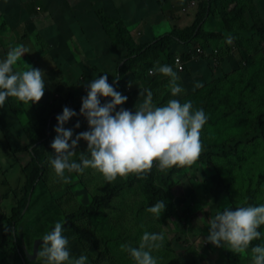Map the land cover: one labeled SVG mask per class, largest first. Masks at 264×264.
Wrapping results in <instances>:
<instances>
[{
    "label": "rangeland",
    "instance_id": "obj_1",
    "mask_svg": "<svg viewBox=\"0 0 264 264\" xmlns=\"http://www.w3.org/2000/svg\"><path fill=\"white\" fill-rule=\"evenodd\" d=\"M29 1L35 0H0V58L6 54L11 45L21 43V38L23 39L24 35L23 30L18 25L25 22L24 25L29 26L28 13L24 7V4ZM40 1L46 7V14L54 17L58 29L66 37L65 40L54 41L56 35H54L51 24L43 28L41 32L38 30L31 39L30 37L23 39L22 44L24 42L32 58L29 56L26 58L22 54L21 60H18L14 67H23L26 63L43 70L45 74L44 94L39 101L29 105L18 101L15 97H9L6 99L5 104L0 106V250L5 252V257L0 255V260L2 259L9 264H21L16 252L12 249V244H5L2 235L11 208L19 201L25 191L23 166L30 160V154L25 149L28 143L25 135V122H35L34 120L43 118V114L48 112L50 106L54 105L59 108L67 103L69 99L80 103L81 96L85 94L83 85L95 75L99 76L103 73L109 74L108 82L114 79L116 66L125 54L123 47L118 45V42L116 43L112 36L116 30L115 23L111 24V28L115 30H112V34H108L109 38L108 35L104 34L102 26L100 28L92 26L87 31L90 37L88 43L83 45L80 42V39L83 38L82 36L79 38L77 20L82 23L87 17L83 13L85 12V6H87L84 3L85 0ZM92 1V5L95 3L97 10L105 12L106 15L110 14L112 15H108L110 18L120 21L121 29L126 30L135 42H141L144 39L145 42H149L154 37L166 33L174 27L184 28L192 23L194 20L192 14L195 15L196 12L195 8L192 11H187L179 6V3H184L185 0H107L111 8V14L109 13L110 9L102 6L103 1L102 3L98 2L100 0ZM175 1L176 3L172 4ZM239 2L240 0H225L221 4V8L215 6L203 28L206 31L218 32L227 14H233V9L236 6L240 9ZM245 2L247 4L245 8H249L248 6L251 5V7L257 9V12L244 11L243 16L247 20L248 26L251 28L264 27V0H245ZM116 6L120 8H116ZM69 8L72 9L71 17L65 10ZM57 10L61 11L60 14L63 17L67 16L66 25H64V21ZM75 10L79 11L77 15ZM239 11L241 13V10ZM96 12V10H92L94 20L98 18ZM50 22V20H43L41 25H47ZM34 25V23H31V28H34ZM36 27L39 29L38 25ZM99 29L100 32L102 31L101 33H99ZM72 33L76 36L72 37ZM36 34H38L40 40H46L44 48L36 42ZM226 38L232 54L227 53V56L223 57L225 61L222 60L221 63L219 52L213 58L212 54L207 51L211 46L213 49L214 47L223 48V44L218 40L203 41L206 43L204 47L200 42H195L201 48L202 54H195L192 60L189 59L185 71H181V73L174 69L171 60L166 63L171 65L177 72V76L184 86L185 95L193 93L218 77H223L225 74L232 75L237 71L238 61L240 60L238 58L239 51L235 44L232 45L235 36L232 38L227 35ZM237 41H242V37H239ZM246 43L252 44L247 50L261 51L260 56L264 60V41L258 38L257 33L249 34ZM178 49L179 46L174 44L171 50L172 56L173 51ZM81 51L84 53L85 58H82ZM203 57L205 59L202 60ZM206 60L211 61L207 62ZM250 61L252 60L246 61V63H250ZM157 63L154 62L153 65L148 58L146 62L141 63L137 70L136 68L130 69L124 76L125 81L121 79L114 84V88L125 95L127 97L126 101H128V106L124 103L119 107L134 110V107L139 105L144 98L141 93L144 92L145 88L139 84L137 77L145 71L150 74L149 65L152 64V68H154L155 64L156 66L159 65ZM157 73L153 72L150 75H156ZM258 73L255 72V74ZM160 75L163 76L162 82L164 80L165 86L159 85L151 90L153 93L152 98L155 94L158 95V98L152 100V102L160 105L171 98L183 102L185 100L183 94L179 93L172 96L168 84L169 78L163 74ZM257 79L259 78L257 77ZM196 82L200 83L199 87L194 86ZM140 86L141 89L136 91ZM133 92L134 95H132ZM258 92V85L249 88L250 104L246 100H241L238 102L242 105L241 109L244 110L245 106L246 110H252L254 114H257L263 106L252 103V101L258 99ZM108 99L107 97L101 98V103ZM235 101L239 100L236 98ZM77 120H79L80 126L73 129V135L86 130V121L79 116L69 118L63 127H72ZM54 135L55 133L43 143L41 149V161L44 166L43 177L30 197V203L25 211L26 219L20 230L22 247L29 256L30 264H40L39 257L36 258L37 250L42 243L39 237L55 221L59 220L63 223L65 221L64 213L68 209L89 203L94 194L102 193L109 185L123 181L128 176L127 174L123 177L118 176L112 181H105L95 170L85 169L80 174L73 172L68 182L59 181L54 177L48 166V157L52 152L49 143ZM85 147L86 143L84 141H78L77 151H84ZM258 147L263 149L264 144ZM245 148L228 154L231 160L227 161V164H231L233 173V177L229 180L220 182L218 171L214 169L215 165L209 160L200 162L197 166L185 165L181 171L172 175L174 184L166 195V207L160 216L156 218L157 222L152 223L159 225V227H152L153 229L147 230L164 234L162 248L152 252L158 258L157 264L160 261L159 257L163 258V262L166 264H229L230 257L226 256V250L229 248L204 243L203 238L207 234L206 219L214 215L218 208L222 210L225 206L235 207L242 204H251L246 203L247 199L244 198L247 195L245 184L247 177L250 175L245 170L242 161L245 160V153L249 151ZM251 152L249 151L248 156ZM78 157L79 152L73 159ZM257 162L262 163L260 159ZM220 164L224 165L225 162ZM150 169L154 172L160 170L155 161H153ZM141 181L142 179L133 181L132 186L122 189L113 198L111 208L86 216L79 221L76 220L70 229H64L63 235L68 238L72 255L86 254L88 264H119V261H121V264L123 263L126 253L122 252L119 245L127 242L135 246L139 242L141 234L146 231V228H143L145 225L140 222L150 218L148 213H143L142 210L138 218L135 216V209L141 208L145 204L140 188ZM205 183H208V187L205 186ZM262 186L264 187V183H262ZM241 194V199H238ZM139 223L140 226H138ZM259 242V240H254L255 244ZM120 253H122L121 258H119ZM232 260L239 264H249V257L245 254L236 253Z\"/></svg>",
    "mask_w": 264,
    "mask_h": 264
},
{
    "label": "clouds",
    "instance_id": "obj_2",
    "mask_svg": "<svg viewBox=\"0 0 264 264\" xmlns=\"http://www.w3.org/2000/svg\"><path fill=\"white\" fill-rule=\"evenodd\" d=\"M189 1L185 0L181 8ZM177 46L179 49L172 60L174 62L175 56L180 54L182 58L184 54L187 59L182 60L187 66L191 59L187 53L195 54L199 46L194 42L184 48L180 44ZM28 52L24 44L16 43L0 58V106L9 97L29 105L39 101L44 94L43 70L26 63L23 67H14L22 54ZM217 52L214 48L211 53L213 58ZM173 67L159 64L149 73L158 72L167 76L170 93L176 96L182 89L177 82L178 70L175 68V71ZM108 75H95L83 85L85 94L80 98L79 113L64 106L55 116V135L49 143L52 152L48 157V166L55 178L68 182L73 172L80 174L85 169H93L105 181H112L118 176L142 173L151 168L153 161L161 171H166L173 166L191 164L199 157L202 150L200 129L208 119L203 108H194L191 100L181 102L175 98L156 105L152 102L153 93L150 89L141 93L144 98L134 110L119 107L127 97L114 88L118 77L109 83ZM194 86L199 87L200 83L196 82ZM104 97L109 99L101 103ZM77 114L85 119L87 128L73 135V129L80 126L79 120L69 128L63 125ZM81 140L86 143V147L84 151H77V143ZM77 152L78 159H73ZM164 208L165 202L157 199L145 211L158 218ZM63 223L55 221L39 237L42 243L36 258L39 257L40 264H88L86 254H71L68 238L63 235ZM206 224L204 243L245 254L249 257V264H264V231L260 230L264 226V202L225 206L222 210L218 208L214 215L206 219ZM253 240L260 242L251 244ZM163 242V233L144 231L135 246L125 242L119 247L132 264H157L158 258L152 252L159 249Z\"/></svg>",
    "mask_w": 264,
    "mask_h": 264
},
{
    "label": "trees",
    "instance_id": "obj_3",
    "mask_svg": "<svg viewBox=\"0 0 264 264\" xmlns=\"http://www.w3.org/2000/svg\"><path fill=\"white\" fill-rule=\"evenodd\" d=\"M223 2H225V0H196V13L190 25L180 29L174 27L168 32L154 37L151 41H144L143 43L135 42L126 30L124 31L121 29L120 21L110 18L99 9L96 13L105 35L115 30L111 28V24L115 23L116 30L115 34L112 35L113 39L125 50V54H123L121 61L116 66L115 77H118V79L115 80L114 84L124 77L130 69L136 68L137 70L141 66V63L146 62L148 58L152 61L153 65L154 62L166 64L169 63L170 60L173 63L171 50L174 44L183 45L182 48H184L193 42H200L204 47L206 43L203 41H221L223 48L219 49L216 47L220 54L219 61L221 63L222 60L225 61L223 57H226L227 53L232 54L230 53V45L227 44L226 36L229 35L232 38L235 36L232 45L235 44L239 51L240 54L238 53V58L240 61H238L239 66L234 74H225L223 77H218L212 82L203 85L202 88L186 95L184 86L179 78L177 82L181 85L182 91L180 93L183 94L182 96L185 100H191L194 108H203L208 116L206 123L200 129V140L202 143L200 155L195 161L188 165L197 166L200 162L212 161L215 165L214 169L218 171L219 181L221 180L220 182H223L233 177L231 164H227V161L231 160L228 154L235 151L237 152L239 149L246 147L245 149L252 152L249 156V151L246 152L245 160H242L245 170L250 173L245 184L247 195H245L244 198L247 199L246 203L255 204L260 201L264 202V187L262 186V183H264V148L260 149L258 147L264 144V60L260 56L262 53L261 51L254 52L253 50H247L252 44H247L246 41L249 34L253 33H257L258 38L264 41V27L251 28L248 26L246 23L247 20L243 16L244 11L257 12V9H254L251 5L248 6L249 8H245L247 6L245 0H240L238 3L240 9L236 6L233 9V14H227L218 32L206 31L203 27L210 17L209 15L213 13L215 6L221 8ZM175 3L176 1L172 4ZM183 4L184 3H179V6L182 7ZM24 7L27 10L26 12L28 13L29 19L36 17L39 13L38 10H40V12H46V7L40 0L29 1L24 4ZM239 10H241V13ZM239 37H242V41L236 42ZM213 50L211 46L207 51L211 54ZM175 52L176 50L173 51V56ZM182 58L187 59V56L183 54ZM203 59L205 58L203 57L202 60ZM249 60L252 61L246 63V61L249 62ZM206 61L210 62L211 60ZM242 62L243 64H241ZM152 64L149 65L150 69L153 67ZM185 69L186 66L184 70ZM256 71L259 73L255 74ZM152 73L153 72L150 74ZM150 74H147L145 71L138 75V82L143 88L153 90L159 85L165 86L164 80L162 82L163 76H161L160 73L156 75ZM257 77L259 79H257ZM113 80L114 79L109 81V83H113ZM255 85L259 87L258 99L252 101V103L263 105L257 114H254L252 110H246L245 106L244 110L241 109L242 105L238 103L241 100L250 101V94L248 91L249 88ZM157 98L158 95L155 94L152 100H156ZM236 98L239 101H235ZM71 100L72 99H69L67 103H64L59 108H56L54 105L50 106L47 110L48 112L46 114L44 113V116L42 115L43 118L41 117L38 120H34L35 122L26 121L24 124L25 135L28 139L25 149H27L30 154V160L23 166V171L25 173V191L19 201L11 208V213L7 217L2 235L5 244H12V249L16 252L21 264H30L31 262L29 256L22 247L20 230L26 219L25 211L30 203V197L35 192L38 182L43 177L44 166L41 161V149L44 141L49 139L54 133L53 127L56 123L55 116L61 112L62 107L68 106L79 113L80 103ZM77 116L82 117L79 114H77L76 117ZM258 159H260L262 163H258ZM221 162H225V164L221 165ZM184 166H173L166 171L158 170L154 172L151 169H146L139 174L130 173L125 180L114 182L106 187L102 193L94 194L89 203L68 209L64 213L65 221L62 227L64 229H70L76 220L79 221L86 216L94 215L105 211L107 208H111V202L114 200L113 198L118 195L122 189L132 186L131 184L133 181L141 179L140 188L145 204L143 207L135 209L136 218H138L141 210L143 213L146 212L145 209L154 204L157 199L163 200L166 207V195L174 184L172 175L175 172L181 171ZM255 181H257L256 186ZM205 186L208 187V183H205ZM241 196L242 194L238 199H241ZM148 215L150 217L149 220L140 222L145 225L143 228H146L147 231L148 229H153L152 227H159V225L152 224L157 222L156 218L150 213H148ZM140 223L138 226H140ZM262 229H264V226H262L260 230L262 231ZM251 244H255L254 240ZM161 248L162 246L159 249ZM226 252V256L230 257V261H228L229 264H239L232 260L236 256V253L232 252L230 249H227ZM0 255L5 257V252L0 250ZM121 255L122 253H120L119 258H121ZM159 258V264H166L163 262V258ZM0 264L9 263L1 259ZM119 264H121V261H119ZM122 264H132L127 254Z\"/></svg>",
    "mask_w": 264,
    "mask_h": 264
},
{
    "label": "crops",
    "instance_id": "obj_4",
    "mask_svg": "<svg viewBox=\"0 0 264 264\" xmlns=\"http://www.w3.org/2000/svg\"><path fill=\"white\" fill-rule=\"evenodd\" d=\"M102 1H103V3H102ZM98 2H100V3H102V6H106L108 9H110L109 10V13H111L112 14V12H111V8H110V6H109V3H108V1L107 0H100V1H98ZM84 3L85 4H87V6H85V8H84V10H85V12H83V13H85L86 14V16L87 17H85V19L83 20V22L82 23H79V21L77 20V22H78V24H79V38H81V36H82V38L83 39H80V42L84 45V44H87L88 43V40H90V37H89V35L87 34V31L88 30H90L91 29V27L92 26H98L99 28H100V21L98 20V18H97V20H94L93 19V17H92V10L93 11H97V9L95 8V3L92 5V3H93V1L91 0V2H90V0H85L84 1ZM117 3H119V1H117ZM193 3V4H192ZM186 6V7H185ZM182 9H186L187 11H192L194 8H195V6H194V1L193 0H191V1H189L186 5H185ZM89 7V9H87ZM116 8H120L119 6H116ZM87 9V10H86ZM66 10V12L69 14V16L71 17V15H70V13H72L71 11H72V9L71 8H69V9H65ZM119 10V9H118ZM48 11V10H47ZM58 11V10H57ZM114 11H116V10H114ZM39 13H38V15L36 16V17H34V18H32V19H29L28 18V20L30 21V23H29V26H25L24 25V23L25 22H23V23H21V24H19L18 26L19 27H21V29L23 30V39H27V38H29L30 37V39H31V37L33 36V34H35L38 30L41 32V31H43L42 29L43 28H45V27H47V26H50L51 24H52V26H51V28L54 30V35H56L55 37H56V39L54 40V41H56V42H59L60 40H65V35H63L62 34V31L60 30V29H58V27H57V25H56V23H55V19H54V17H51L50 16V14H46V12L45 11H41L40 12V10L38 11ZM59 12V11H58ZM75 12H76V15L78 14V12L79 11H77V10H75ZM51 13H52V11H51ZM61 13V11L59 12V14ZM105 13V12H104ZM46 14V15H45ZM106 14V13H105ZM107 15H109V16H112V15H110V14H107ZM60 16L62 17V19H63V21H64V25H66V23H67V16L66 17H63L61 14H60ZM192 16H194V14H192ZM43 17V18H42ZM117 17V16H116ZM43 20L45 21V20H50L51 22H50V24H47V25H41V22H43ZM37 21V22H36ZM39 22V23H38ZM86 22H88V24H86ZM31 23H34L35 25V27L34 28H31ZM96 23V24H95ZM124 23H126V22H124ZM127 24V23H126ZM36 25H38L39 26V29L36 27ZM50 28V29H51ZM86 31V32H85ZM102 32V31H101ZM100 32V29H99V33H101ZM131 33V32H130ZM98 34V33H97ZM74 36H76L74 33H72V37H74ZM23 39L21 38V43H22V41H23ZM74 39V38H73ZM35 40H36V42L37 43H39V45L40 46H42V48H44L46 45H45V42H46V40L44 39V40H40L39 39V37H38V34H36V37H35ZM144 41H145V39H144ZM144 41H141V43H143ZM90 43V42H89ZM23 44H24V42H23ZM53 50V49H52ZM96 50V53L98 52V50H97V48L95 49ZM82 52V51H81ZM24 55H25V57L26 58H28V56L29 57H31L32 58V55H31V53L30 52H28V53H24ZM81 56H82V58H85V56H84V53L82 52V54H81ZM123 79V81H125V77H123L122 78ZM141 89V86L140 87H138L137 89H136V91L137 90H140ZM132 95H134V92L132 93ZM127 106H128V101H125L124 102ZM130 110H132V109H130Z\"/></svg>",
    "mask_w": 264,
    "mask_h": 264
},
{
    "label": "built area",
    "instance_id": "obj_5",
    "mask_svg": "<svg viewBox=\"0 0 264 264\" xmlns=\"http://www.w3.org/2000/svg\"><path fill=\"white\" fill-rule=\"evenodd\" d=\"M195 54H202V50L200 48H196L195 50ZM195 54H192L191 52H188L187 55L193 59ZM185 61L182 60V58L180 57V54L174 57V62L173 65L175 66V68L178 71H183L184 70V66H185Z\"/></svg>",
    "mask_w": 264,
    "mask_h": 264
}]
</instances>
